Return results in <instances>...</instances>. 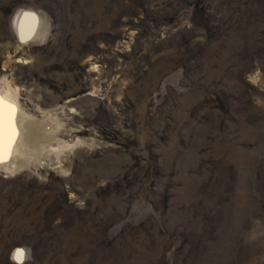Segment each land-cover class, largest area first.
I'll return each mask as SVG.
<instances>
[{"label":"rangeland","instance_id":"rangeland-1","mask_svg":"<svg viewBox=\"0 0 264 264\" xmlns=\"http://www.w3.org/2000/svg\"><path fill=\"white\" fill-rule=\"evenodd\" d=\"M0 88V264H264V0H0Z\"/></svg>","mask_w":264,"mask_h":264},{"label":"bare ground","instance_id":"bare-ground-1","mask_svg":"<svg viewBox=\"0 0 264 264\" xmlns=\"http://www.w3.org/2000/svg\"><path fill=\"white\" fill-rule=\"evenodd\" d=\"M31 17L32 16L30 15V13H28V12H26L24 10L18 11L17 14L15 15L13 24H14V27H15L16 31L18 32V34L20 36H23L26 33V30L31 27V25H32V27L34 26L33 20L31 19ZM29 25H30V27H28ZM13 90H15V88ZM17 91L16 90L12 91L9 88H5V89L0 88V98H2L5 103L11 104V105H13L15 107V109H16L15 117H19L20 121L24 120L25 122L26 121L29 122V120L31 119V115H27L25 113H21L20 112L21 108H20V104L18 102L19 93ZM32 117L34 118V116H32ZM16 128L18 130V136L16 138V141H15L14 145L12 146L10 156H13V158H15V160H14L15 162L13 161L14 164H18L19 161H20L21 162V166L29 168V166L32 165L33 163L27 162L28 160L27 161H21L23 157L22 156H20V157L18 156L19 153H20L19 147H20V143H21V137L24 135L25 126H22V124H19L18 126L16 125ZM9 162L11 163V161H9ZM18 166H20V165H18ZM18 166L17 165L9 166L7 164L6 160L4 162H0V169H5V170L13 169V168L15 169Z\"/></svg>","mask_w":264,"mask_h":264},{"label":"snow or ice","instance_id":"snow-or-ice-1","mask_svg":"<svg viewBox=\"0 0 264 264\" xmlns=\"http://www.w3.org/2000/svg\"><path fill=\"white\" fill-rule=\"evenodd\" d=\"M35 21V17H31ZM16 109L13 105L7 104L0 98V162H4L10 156L12 146L18 136L15 125ZM14 258L18 264H23L24 252L17 249Z\"/></svg>","mask_w":264,"mask_h":264}]
</instances>
